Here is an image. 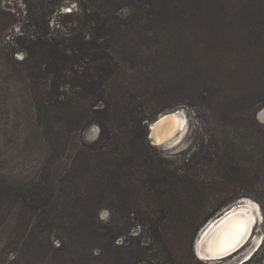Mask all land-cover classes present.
<instances>
[{"label":"rangeland","instance_id":"1","mask_svg":"<svg viewBox=\"0 0 264 264\" xmlns=\"http://www.w3.org/2000/svg\"><path fill=\"white\" fill-rule=\"evenodd\" d=\"M100 3L104 101L42 106L22 43L44 10L53 25ZM169 111L181 128L156 145ZM238 200L260 215L252 238L200 259L199 231ZM133 261L264 264V0H0V264Z\"/></svg>","mask_w":264,"mask_h":264},{"label":"trees","instance_id":"2","mask_svg":"<svg viewBox=\"0 0 264 264\" xmlns=\"http://www.w3.org/2000/svg\"><path fill=\"white\" fill-rule=\"evenodd\" d=\"M88 7L84 6L83 13L61 12L59 15L63 18L53 25L52 16L44 10L41 30L33 39L26 38L22 43L24 54L20 63L28 68L34 90L43 86L41 103L44 107L54 104L68 108L75 102L74 95L83 100L104 101V85L116 70V62L110 52V18L102 3L90 10ZM74 16L77 18L73 19ZM68 22H73L70 28ZM61 28L68 30V34L53 35V31L62 32Z\"/></svg>","mask_w":264,"mask_h":264},{"label":"bare ground","instance_id":"3","mask_svg":"<svg viewBox=\"0 0 264 264\" xmlns=\"http://www.w3.org/2000/svg\"><path fill=\"white\" fill-rule=\"evenodd\" d=\"M172 113L177 115V118L175 121L173 120V117H172V118L167 119L163 123V125L155 126V128L153 127L154 128L153 132L155 133L156 138H158L161 141L166 139L167 137L172 136L178 128L179 130L181 128V125H182L181 115L178 112H172ZM172 138H169V139L167 138L168 140H166L165 142L171 140ZM165 142L161 144H164ZM229 209H231L229 214H231L232 218L230 217L228 221L226 222V224H222L220 226L218 225L217 227V224H219V222H221V220L225 218V216H223L220 220H218V217H220L224 212H226ZM227 210H225L221 215H219L214 220L210 221L203 229H201L199 235H197L195 248L199 251L200 259L208 260V261L217 260L214 258L213 259L208 258L209 256L205 254V252H202L203 250L201 251L203 242L209 239L210 235L212 234H214L213 237H216V238L214 240H211L212 242H209V244L210 243L211 244L206 248V252H209V250L211 249L214 250V249L224 247L226 245L229 246L235 243L236 241H238V239L242 237H243L242 238L243 240L242 239L241 240L245 241L247 236L250 235V238L240 248L242 249L246 245V243H248L250 239L252 238L254 234L253 230L255 226L258 224V221L261 219L259 213H256L253 205L249 204L246 201L238 200L234 202ZM235 212L240 213L241 215L234 216ZM257 212H258V209H257ZM246 221L248 222V225L245 224ZM239 250H237L236 252H238Z\"/></svg>","mask_w":264,"mask_h":264},{"label":"water","instance_id":"4","mask_svg":"<svg viewBox=\"0 0 264 264\" xmlns=\"http://www.w3.org/2000/svg\"><path fill=\"white\" fill-rule=\"evenodd\" d=\"M172 112L173 111L166 112V113L160 115L159 117H157L153 121L154 124H153V126H151V139L154 142V144L159 145V144L165 142L166 140H168L169 138L174 137L178 133L179 128L175 131V133L172 136L167 137L168 139L166 138V139H164V140L161 141L158 138H156V135L153 132V129L155 128V126H161V125H163V123L167 119L173 117V120L174 121L176 120L177 115H175ZM230 211H231V209L227 210L220 217H218V220H220L223 216H225V218H223L221 220V222H219V224H217V227H218V225L220 226L222 224H226V222L228 221V219L231 217V214H229ZM240 215H241L240 213L235 212V215L234 216H240ZM245 224L248 225V222L246 221ZM200 231H199V233H200ZM199 233H198V235H199ZM213 236H214V234L210 235L209 239L205 240L206 242L204 241L203 244H202V247H201V251L203 250L202 252H205V254H207L209 256L208 258H212V259L213 258L214 259H222V258H225L228 255L233 254L234 252H236L237 250H239L244 245V243L250 238V235H248L245 241H242L243 240L242 239L243 237H242V238L238 239V241H236L235 243H233V244H231L229 246L226 245L224 247H221V248H218V249H214V250L211 249V250H209V252H206V248L211 244V243L209 244V242H212L211 240H214L216 238V237H213ZM195 245H196V240H195ZM195 250H196V253H197L198 257H200L199 251L196 248H195Z\"/></svg>","mask_w":264,"mask_h":264}]
</instances>
